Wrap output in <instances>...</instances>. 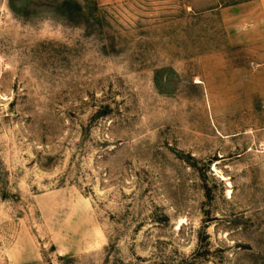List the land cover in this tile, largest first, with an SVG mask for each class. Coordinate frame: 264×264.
<instances>
[{"label":"rangeland","instance_id":"rangeland-1","mask_svg":"<svg viewBox=\"0 0 264 264\" xmlns=\"http://www.w3.org/2000/svg\"><path fill=\"white\" fill-rule=\"evenodd\" d=\"M258 1L0 0V264H264Z\"/></svg>","mask_w":264,"mask_h":264},{"label":"crops","instance_id":"crops-1","mask_svg":"<svg viewBox=\"0 0 264 264\" xmlns=\"http://www.w3.org/2000/svg\"><path fill=\"white\" fill-rule=\"evenodd\" d=\"M102 5H112L117 3H123L131 0H97ZM192 8L198 9L202 4L206 5V9H214L218 6V0H190ZM245 8L259 7L260 13L259 17H244L240 22L243 25L248 26L246 31H242L236 36L235 41L237 45H248L252 43L259 44V57H264V13L262 10L264 8V0H259L258 2H248L244 4Z\"/></svg>","mask_w":264,"mask_h":264}]
</instances>
